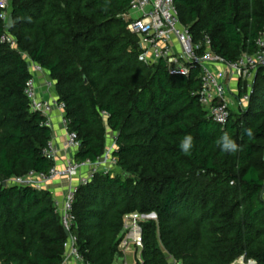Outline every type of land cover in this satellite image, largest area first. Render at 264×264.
Returning <instances> with one entry per match:
<instances>
[{
	"label": "trees",
	"instance_id": "1",
	"mask_svg": "<svg viewBox=\"0 0 264 264\" xmlns=\"http://www.w3.org/2000/svg\"><path fill=\"white\" fill-rule=\"evenodd\" d=\"M182 23L227 60L258 50L264 0H175ZM129 0H11L7 28L0 3V264H63L68 234L48 189L3 185L10 177L49 172L46 117L26 94L27 57L55 82L78 162H97L115 133L119 171H98L79 185L71 234L85 264L122 256L124 217L142 223L136 264H264V67L251 100L222 125L199 102L200 70L171 75L166 62L139 59V37L123 14ZM11 35L15 45L3 40ZM251 128L249 138L244 129ZM227 132L239 145L223 153ZM191 134L190 156L180 150ZM115 172V173H114Z\"/></svg>",
	"mask_w": 264,
	"mask_h": 264
},
{
	"label": "built area",
	"instance_id": "2",
	"mask_svg": "<svg viewBox=\"0 0 264 264\" xmlns=\"http://www.w3.org/2000/svg\"><path fill=\"white\" fill-rule=\"evenodd\" d=\"M11 0H0L2 18L9 15ZM130 6L123 17L128 21V29L139 37L141 52L139 59L148 64L164 61L171 75L189 76L195 67L200 70L201 89L198 92L199 102L206 110L209 118L225 125L233 110H243L251 100L253 79L260 67H264V34L258 39V50L252 54L243 53L237 60H227L212 49V42L207 35L197 42L193 33L185 26L180 18V12L175 0H129ZM3 40L15 45L11 35ZM32 78L27 82L26 94L30 99L33 111L40 112L46 117L45 124L52 127V114L58 110L61 122L66 129V144L70 148L78 149L80 142L76 132L68 130V119L65 116V104L56 98H46L40 95L39 82L46 91L55 86L40 64L27 57ZM107 145L104 155L95 163L78 162L75 157L64 160V164H57L60 151L51 140L45 148V155L55 161L49 172H29L26 175H14L7 180V184L16 186H31L36 189H47L48 185L58 179H67L68 186L61 199L54 201L56 211L60 214L62 224L68 232L65 243V261L70 257L82 260L75 246L76 237L71 232L74 221V201L79 185L90 182L98 171L108 172L116 166L117 158L113 152L116 148L114 137ZM264 159V157H263ZM90 166L91 171L83 174L82 170ZM264 197V189H263ZM152 218L138 211L126 214L122 229L120 250L128 253L133 250L142 252L143 228L142 223ZM253 264L252 261H249ZM63 263V264H64Z\"/></svg>",
	"mask_w": 264,
	"mask_h": 264
},
{
	"label": "crops",
	"instance_id": "3",
	"mask_svg": "<svg viewBox=\"0 0 264 264\" xmlns=\"http://www.w3.org/2000/svg\"><path fill=\"white\" fill-rule=\"evenodd\" d=\"M39 91L40 95L46 98H56V89L55 86L51 90L46 91L44 84L39 82ZM52 141L57 146L60 151V158L57 161L59 166L64 164V160L75 157L77 149L70 148L66 144V129L61 122V114L58 110H55L52 114ZM108 134L110 137H108ZM107 134V145L110 144L109 141H112L115 133L111 130H108ZM68 181L64 179L55 180L53 183L48 185V190L52 193L53 197L56 199H61L67 189ZM65 264H85L82 260L76 258H70Z\"/></svg>",
	"mask_w": 264,
	"mask_h": 264
},
{
	"label": "clouds",
	"instance_id": "4",
	"mask_svg": "<svg viewBox=\"0 0 264 264\" xmlns=\"http://www.w3.org/2000/svg\"><path fill=\"white\" fill-rule=\"evenodd\" d=\"M244 134L251 138L253 136V131L251 128H246L244 129ZM216 144L223 153L233 154L239 151V145L227 132L223 133L218 138ZM179 147L184 155L190 156L194 147V137L191 134L185 135L180 141ZM253 264H255V262H253Z\"/></svg>",
	"mask_w": 264,
	"mask_h": 264
},
{
	"label": "rangeland",
	"instance_id": "5",
	"mask_svg": "<svg viewBox=\"0 0 264 264\" xmlns=\"http://www.w3.org/2000/svg\"><path fill=\"white\" fill-rule=\"evenodd\" d=\"M257 76V75H256ZM255 79H256V77H255ZM255 79H253V86L251 87V89L254 91V83H255ZM232 108H233V110H235V104H233V106H232ZM108 137H110L109 136V134H108ZM108 137H107V139H108ZM113 139V138H112ZM113 141H109V143H112ZM91 168L92 167H90V166H87V167H85L82 171V173L83 174H87L89 171H91ZM112 169L113 170H115L116 172L117 171H119V169H118V167H114V166H112ZM115 173V172H114ZM64 180H67V179H64ZM68 181V180H67ZM151 217L152 218H156L155 217V215L154 214H151ZM70 258H74V257H70ZM69 258V259H70ZM69 259H67L66 260V262L65 263H67V261L69 260ZM137 260H142V255H141V252L139 251V250H133V251H130V252H128V253H123L122 254V256L121 257H118L117 259H116V261L114 262V264H136V262H137ZM171 262V264H178V263H176L174 260H171L170 261ZM64 263V264H65ZM232 264H250V262H247V261H245L244 260V258H239L238 260H236L234 263H232Z\"/></svg>",
	"mask_w": 264,
	"mask_h": 264
},
{
	"label": "water",
	"instance_id": "6",
	"mask_svg": "<svg viewBox=\"0 0 264 264\" xmlns=\"http://www.w3.org/2000/svg\"><path fill=\"white\" fill-rule=\"evenodd\" d=\"M12 26H13V15L9 14V18H8V21H7V28L11 29ZM3 185L6 186L7 185V181H4ZM67 234H68V232H67ZM242 258H244V257H242ZM252 262H255V261H252ZM255 264H256V262H255Z\"/></svg>",
	"mask_w": 264,
	"mask_h": 264
}]
</instances>
